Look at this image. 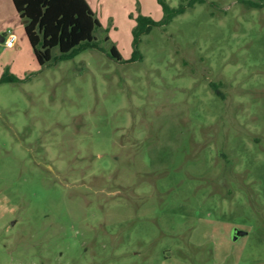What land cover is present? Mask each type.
Returning a JSON list of instances; mask_svg holds the SVG:
<instances>
[{"label":"rangeland","instance_id":"374dc122","mask_svg":"<svg viewBox=\"0 0 264 264\" xmlns=\"http://www.w3.org/2000/svg\"><path fill=\"white\" fill-rule=\"evenodd\" d=\"M87 2L96 47L40 65L0 44L17 78L0 83V264H264V0L196 1L136 45L158 0Z\"/></svg>","mask_w":264,"mask_h":264},{"label":"trees","instance_id":"16d2710c","mask_svg":"<svg viewBox=\"0 0 264 264\" xmlns=\"http://www.w3.org/2000/svg\"><path fill=\"white\" fill-rule=\"evenodd\" d=\"M15 10L24 22L25 34L33 53L40 65L51 59V50L58 47L61 59H68L87 47H96L94 31L100 26L95 12L87 0H11ZM162 6L163 18L160 22L150 16L139 15L137 25L133 30L134 44L139 34L149 31L152 25L168 23L175 15L194 5L196 1L188 0L171 7L165 0H158ZM111 55L120 60V53L111 46ZM137 55V48L132 58ZM17 78L9 72L0 77L1 82L16 81ZM215 87V84H211Z\"/></svg>","mask_w":264,"mask_h":264},{"label":"crops","instance_id":"0c3cea01","mask_svg":"<svg viewBox=\"0 0 264 264\" xmlns=\"http://www.w3.org/2000/svg\"><path fill=\"white\" fill-rule=\"evenodd\" d=\"M19 21L20 25L18 26V24H16V22ZM22 27V28H21ZM15 29H19L24 31V22L23 20L20 18L19 14L17 13V11L15 10V7L12 3L11 0H0V41L2 40L3 36L7 33L8 30H14ZM29 42H27V40H25L24 36L19 38V35L17 36V40L15 42V44L12 47H5L6 49H10L15 52L18 50H22L24 51H29L28 48L26 47ZM30 45V44H29ZM30 47V51L32 50V47ZM15 48V49H14ZM33 52V50H32Z\"/></svg>","mask_w":264,"mask_h":264},{"label":"built area","instance_id":"2783aa9c","mask_svg":"<svg viewBox=\"0 0 264 264\" xmlns=\"http://www.w3.org/2000/svg\"><path fill=\"white\" fill-rule=\"evenodd\" d=\"M17 40V35L11 31L8 30L7 33L3 36L2 40L0 41V44H2L5 47H12Z\"/></svg>","mask_w":264,"mask_h":264},{"label":"water","instance_id":"95a60500","mask_svg":"<svg viewBox=\"0 0 264 264\" xmlns=\"http://www.w3.org/2000/svg\"><path fill=\"white\" fill-rule=\"evenodd\" d=\"M245 233H246L245 230L236 229V228H233L232 232H231L233 238H236L238 235H242V234H245Z\"/></svg>","mask_w":264,"mask_h":264}]
</instances>
